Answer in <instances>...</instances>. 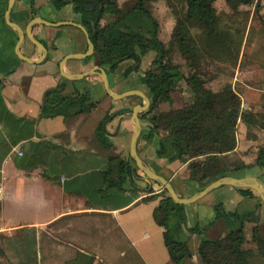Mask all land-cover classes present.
<instances>
[{
	"label": "crops",
	"instance_id": "obj_1",
	"mask_svg": "<svg viewBox=\"0 0 264 264\" xmlns=\"http://www.w3.org/2000/svg\"><path fill=\"white\" fill-rule=\"evenodd\" d=\"M7 3L0 0V261L66 264L76 252H82L94 257L93 264H173L163 243V227L152 215L158 198H144L151 193L142 191L103 187L101 172L107 154L94 137L97 123L105 115L103 109L94 114L99 108L96 105L73 117L38 118L43 91L62 82L56 71L58 62L86 49L83 33L68 27L33 25L30 32L45 47L48 61L44 65L27 63L14 53L17 34L4 19ZM36 16L49 22L74 21L75 13L68 4L55 10L48 0H33L32 5L27 0L12 1L8 20L21 30ZM25 39L19 44L21 54L36 59V47L24 45ZM93 65L69 59L63 69L80 73ZM88 77L95 86L99 84L96 75ZM73 88L87 90L84 84L66 79L64 91ZM111 121L104 125L106 137L112 131L108 127ZM122 126L126 128L124 121ZM235 151L236 147L225 156L226 162ZM154 163L170 171L167 179L177 196L188 197L197 191L195 183L185 181L186 163H167L163 158H154ZM148 168L155 172L152 166ZM135 183L139 187L146 184L143 180ZM234 194L243 197L235 189ZM248 199L255 206L256 200ZM213 204L194 201L184 207L186 227H205L202 234L209 230L215 222L207 220L214 216ZM63 219L68 224L58 226ZM50 230L60 235L66 232L67 238L50 236ZM199 240L196 234L187 237L189 255L178 264H203L197 255ZM250 264H264V259L253 256Z\"/></svg>",
	"mask_w": 264,
	"mask_h": 264
},
{
	"label": "trees",
	"instance_id": "obj_2",
	"mask_svg": "<svg viewBox=\"0 0 264 264\" xmlns=\"http://www.w3.org/2000/svg\"><path fill=\"white\" fill-rule=\"evenodd\" d=\"M214 1L184 0V12L176 18L166 45L158 37L159 25L146 8L147 0H134L125 9L118 5L117 0H49V3L55 10L70 5L71 11L78 15L76 23L85 28L93 45L94 64L106 66L107 71H114L118 63L129 60L131 65L121 73L127 76L137 70L141 58L147 52H153L148 68L138 77V82L151 95L147 108L149 111L158 102L170 101V92L182 77L177 66L168 59L170 48L175 46L187 65L194 68L197 61L206 54L227 51L237 56L244 26L242 24L239 27L234 20L222 21L216 13ZM224 1L249 5L255 0ZM27 2L33 4V0ZM104 16L109 19L100 24ZM90 57L82 61L86 62ZM185 80L189 96L187 104L150 116L149 128L140 136L145 141H149L154 134L157 136L155 156L166 162L178 160L186 163L187 179L200 186L255 165L264 172V150L256 156L253 164L239 162L228 166L223 160L236 146L237 120L248 123L250 116H258L263 120L264 115L250 114L248 110L241 109L239 96L229 83L224 84L219 92L208 91L196 70L190 72ZM65 82L63 80L43 91L38 118L57 115L71 117L95 108L96 102L88 90L73 88L65 92ZM107 117L104 116L97 123L94 131L96 143L103 148H108L110 144L102 128ZM261 127L264 128V121ZM106 158V167L101 172L104 189L152 193L149 185L151 181L146 182L144 187L135 183V180H141V175L130 158H120L118 155H108ZM235 190L243 197L258 199L250 189ZM153 197L158 198L152 211L153 219L163 227V243L173 264H178L189 255L185 242L191 234L200 238L197 255L203 264H250L253 256H263L264 237L258 235L256 225L251 229L256 252L242 247L246 240L243 236V222L254 221V211L225 212L220 203L214 205V217H222L233 226L223 236L209 239L202 235L205 227H186L182 205L174 203L164 189L144 198ZM93 261V256L76 252L66 264H93Z\"/></svg>",
	"mask_w": 264,
	"mask_h": 264
},
{
	"label": "rangeland",
	"instance_id": "obj_3",
	"mask_svg": "<svg viewBox=\"0 0 264 264\" xmlns=\"http://www.w3.org/2000/svg\"><path fill=\"white\" fill-rule=\"evenodd\" d=\"M133 1L134 0H117V3L121 8L125 9L130 6ZM146 5L147 10L156 18L158 22L159 39L163 41L165 45L168 44L176 18L182 16L184 12V0H147ZM213 5L216 13L222 21L234 20L238 22L239 27H241L242 24L244 26L242 42L237 56H234L231 52L227 51H221L214 53L213 55L206 54L197 61L196 68H194L187 65L186 61L175 46L170 48L168 59L172 64L177 66L179 72L182 74V77L177 80L173 90L170 92L169 102H158L149 111L146 109L138 112L140 133L136 142L137 156L144 166H152L155 172H157L156 174H164L165 179H167L170 175V171L165 167L157 166L154 163V158H157L154 154L157 136L154 134L149 141L143 140L140 136L148 130V119L150 116L158 112H166L187 104L189 96L185 77L190 72H194L196 70V72L200 74L205 88L211 92H219L224 84L229 83L231 88L239 96L241 109L248 110L250 114L256 113L264 115V0H255L254 3L249 5L237 4L235 2H231V4H229L224 0H215ZM77 18L78 15H75L73 17V22L77 21ZM108 19V16H104V18L100 20V24H103ZM59 27H68L73 30L78 29L71 25H61L53 28ZM23 44H27L29 46L33 45L29 39H25ZM23 44L21 49H23ZM90 56V59L86 62L82 61V63L94 64L93 57L92 55ZM152 57L153 52H147L141 58L137 70L130 72L127 76H122L121 73L124 69L131 65L132 62L129 60L118 63L114 71H107L106 66H99L105 71L109 90L114 94L122 93L128 90H139L146 95L148 101L150 102L151 95L148 89L138 82V77L142 75V72L146 68H148ZM73 60L75 59H71V61ZM47 61L48 59L45 58L43 61L36 63L35 65H44ZM56 71L57 74H59L58 68ZM86 77L87 78L84 77L85 79L81 78L77 81H73V83H80L86 86V89L91 94L93 100L96 102V105L99 106L97 110H94V114H99L101 112L100 109H103L105 112L104 116L108 115L109 117L112 113L121 109L118 115L111 117L112 121L108 127L112 131L109 134L110 137H106V141L110 144L108 148L102 149L103 153L107 154V156L118 155L121 158L125 157L129 159V137L133 126L131 108L134 105L141 104L143 100L136 95H129L121 99L114 100L105 93L100 80V82H97L99 84H96L95 86L90 77H88V75ZM60 80L63 81L66 79L60 77ZM108 117L107 121L110 120ZM249 118L248 123L244 120H237L236 122V151L230 155V158L227 161L228 166L235 165L239 162L253 164L256 156L264 150V128L261 127L264 119L262 120L258 116H250ZM122 121L126 123V128L122 126ZM106 124L107 122H105V125ZM96 147L97 146L95 145L93 148L97 149L98 147ZM225 159L227 158L225 157L223 160ZM256 173H260L258 178L264 184V172L256 165L251 166L248 169L233 171L229 176L238 178L244 176H254ZM138 174L141 175L142 180V174L139 171ZM88 178L96 179L95 176H90ZM185 181L195 183L197 185V191L203 187L198 185L195 181L188 179ZM149 185L152 189V193H157L162 189L161 185L154 181H151ZM174 188L177 189L178 192L182 191L179 187L174 186ZM234 189L235 188L232 186L221 185L212 189L195 201L200 203L213 202V206L220 203L223 211L225 212L243 213L246 211H254V221L243 222V236L246 239L245 243H243V247L256 252V244L252 239L251 229L254 225H256L258 227V235L260 237H264V207L262 206L259 198H254L257 203L253 206L250 199L244 197L240 198L235 195ZM221 195L224 196V199H220L222 198L219 197ZM189 204H184L182 207H188ZM213 206L211 208L213 214L215 215ZM207 220H214L215 222L209 230L202 234L204 238H218L221 235H224L229 228L233 226L229 225L222 217L215 218L213 216ZM67 222L68 221L66 219H63L59 221L57 225L66 226L68 224ZM232 224L237 225L236 222H233ZM49 235L59 238H67L66 232L61 233L60 235L57 232H54L53 234L50 230ZM255 256L264 259V254L263 256ZM0 264L7 263L0 261ZM96 264L103 263L97 261Z\"/></svg>",
	"mask_w": 264,
	"mask_h": 264
},
{
	"label": "water",
	"instance_id": "obj_4",
	"mask_svg": "<svg viewBox=\"0 0 264 264\" xmlns=\"http://www.w3.org/2000/svg\"><path fill=\"white\" fill-rule=\"evenodd\" d=\"M12 1L13 0H8L6 10L4 12V19L7 25L11 26L17 34V41L14 47V53L19 59L26 61L27 63L36 64V63L41 62L45 57V53H46L45 47L42 45V43H40L37 39H35L30 32L31 27L33 25L39 24V25L52 26V27L61 26V25H71V26L78 28L80 31H82L84 38H85V42H86V50L82 53H70V54L63 56L62 59L58 62V71L60 75L69 81H75V80L84 78L89 74H94L100 79L105 93L110 98L116 100V99H121L129 95H136L143 100L142 104L134 105L131 108V117H132L133 126H132L131 134L129 137L128 156L133 161L136 169L142 174V180L144 182L154 181L160 184L162 189L166 191V193L173 200V202L176 204H180V205L192 203L198 198L207 194L212 189H215L221 185H228L234 188H245V189H250L254 191V193L258 196L262 206L264 207V184L258 178L260 173H256L254 176H244V177H238V178L229 176V175L221 176V177H218V178H215L209 181L199 191L193 193L192 195L188 197L177 196L173 190L172 185L169 183V181L163 178L162 176L156 174L155 172L150 170L148 167L144 166L139 160L137 153H136V142H137V139L140 133L138 112L146 110L149 106V101L146 95L142 91H139V90H128V91L118 93V94L112 93L108 88V83H107L104 69L96 65L93 66L89 71H84L80 73L65 72L63 69V65L67 60L69 59L82 60L92 55L93 45L89 40L88 33L85 30V28L81 24L73 22V21L48 22L40 17H32L28 21L24 30H21L17 25L11 23L8 20V12L10 10ZM24 37L29 39V41L36 47L37 52H38V56L36 59H29L20 54L19 44ZM119 110L112 113V115H110L108 118H111L114 115H116ZM107 120L108 119H105V121L103 122L104 125H105V122H107ZM104 125H102L103 129H104ZM107 134L109 135L110 133H107Z\"/></svg>",
	"mask_w": 264,
	"mask_h": 264
},
{
	"label": "flooded vegetation",
	"instance_id": "obj_5",
	"mask_svg": "<svg viewBox=\"0 0 264 264\" xmlns=\"http://www.w3.org/2000/svg\"><path fill=\"white\" fill-rule=\"evenodd\" d=\"M141 104H142V103H141ZM120 111H121V109L118 111V113H119ZM118 113H117L116 115H118ZM106 119H107V118H106ZM110 120H111V118H110ZM110 120H109V121H110ZM107 122H108V121H107ZM102 125H103V123H102Z\"/></svg>",
	"mask_w": 264,
	"mask_h": 264
}]
</instances>
